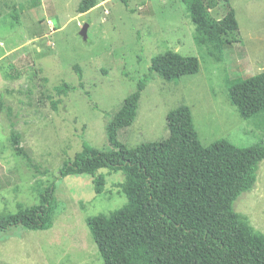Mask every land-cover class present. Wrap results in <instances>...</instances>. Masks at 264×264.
Returning a JSON list of instances; mask_svg holds the SVG:
<instances>
[{
    "label": "rangeland",
    "instance_id": "374dc122",
    "mask_svg": "<svg viewBox=\"0 0 264 264\" xmlns=\"http://www.w3.org/2000/svg\"><path fill=\"white\" fill-rule=\"evenodd\" d=\"M81 1L0 0V98L6 105L0 111V218L41 205L52 185L58 204L52 229L0 234V264H104L87 220L127 204L119 187L124 174L101 170L106 185L98 195L93 176L61 178L59 170L84 142L110 150L106 125L158 56L195 57L200 70L177 82H147L135 123L119 132L128 149L167 139V115L180 106L190 109L204 147L222 139L240 148L264 144V116L242 119L228 93L231 81L264 72V0H214L211 16L222 19L230 6L242 38L217 56L212 46L196 43L181 0H105L78 14ZM85 24L86 42L80 36ZM233 208L264 237V161L254 190Z\"/></svg>",
    "mask_w": 264,
    "mask_h": 264
},
{
    "label": "trees",
    "instance_id": "16d2710c",
    "mask_svg": "<svg viewBox=\"0 0 264 264\" xmlns=\"http://www.w3.org/2000/svg\"><path fill=\"white\" fill-rule=\"evenodd\" d=\"M102 1L105 0H82L77 13L86 14ZM181 2L194 26L196 43L212 46L213 56L242 42L236 14L230 6L226 15L217 20L210 13L214 0ZM74 69L82 82L81 68ZM199 70L197 58L173 51L153 59L135 92L106 125L110 150L99 151L84 142L82 152L59 170L61 178L93 176L98 195L106 185L105 175H97L101 170L124 174L119 187L127 204L109 215L87 220L104 264H264V237L256 234L249 220L233 208L243 194L256 186L259 165L264 161L263 143L240 148L222 139L204 147L186 106L168 113L169 136L165 140L128 149L118 139L121 130L135 123L149 80L157 77L177 82ZM66 90L58 89L59 94H66ZM228 93L242 119L264 116V72L231 81ZM5 108L0 98V111ZM14 128L12 122L11 140L18 148L20 135ZM17 152L36 168L22 149ZM55 192L52 185L42 193L41 205L0 218V234L18 228L32 232L52 229L58 208Z\"/></svg>",
    "mask_w": 264,
    "mask_h": 264
},
{
    "label": "water",
    "instance_id": "95a60500",
    "mask_svg": "<svg viewBox=\"0 0 264 264\" xmlns=\"http://www.w3.org/2000/svg\"><path fill=\"white\" fill-rule=\"evenodd\" d=\"M88 29H89V25L88 24H85L83 27H82V30L80 32V36L83 38V40L86 42L87 39H88Z\"/></svg>",
    "mask_w": 264,
    "mask_h": 264
}]
</instances>
